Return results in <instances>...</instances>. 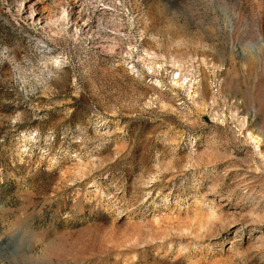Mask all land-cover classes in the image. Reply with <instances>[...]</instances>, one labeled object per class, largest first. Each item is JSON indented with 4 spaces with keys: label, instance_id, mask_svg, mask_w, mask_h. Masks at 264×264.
I'll return each instance as SVG.
<instances>
[{
    "label": "rangeland",
    "instance_id": "rangeland-1",
    "mask_svg": "<svg viewBox=\"0 0 264 264\" xmlns=\"http://www.w3.org/2000/svg\"><path fill=\"white\" fill-rule=\"evenodd\" d=\"M0 264H264V0H0Z\"/></svg>",
    "mask_w": 264,
    "mask_h": 264
},
{
    "label": "bare ground",
    "instance_id": "bare-ground-1",
    "mask_svg": "<svg viewBox=\"0 0 264 264\" xmlns=\"http://www.w3.org/2000/svg\"><path fill=\"white\" fill-rule=\"evenodd\" d=\"M33 12H34V19L38 21H42L43 18H45L43 15H44V11H43V8L39 5L35 6L33 8ZM46 13V12H45ZM45 23V22H44Z\"/></svg>",
    "mask_w": 264,
    "mask_h": 264
}]
</instances>
